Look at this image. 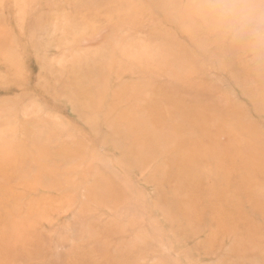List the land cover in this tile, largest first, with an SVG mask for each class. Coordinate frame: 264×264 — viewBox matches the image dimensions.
Masks as SVG:
<instances>
[{
    "label": "rangeland",
    "instance_id": "374dc122",
    "mask_svg": "<svg viewBox=\"0 0 264 264\" xmlns=\"http://www.w3.org/2000/svg\"><path fill=\"white\" fill-rule=\"evenodd\" d=\"M201 2L0 0V264H264V28Z\"/></svg>",
    "mask_w": 264,
    "mask_h": 264
},
{
    "label": "clouds",
    "instance_id": "9594fccd",
    "mask_svg": "<svg viewBox=\"0 0 264 264\" xmlns=\"http://www.w3.org/2000/svg\"><path fill=\"white\" fill-rule=\"evenodd\" d=\"M198 12L210 27L229 34L247 32L258 40L264 28V13L248 0H202Z\"/></svg>",
    "mask_w": 264,
    "mask_h": 264
}]
</instances>
